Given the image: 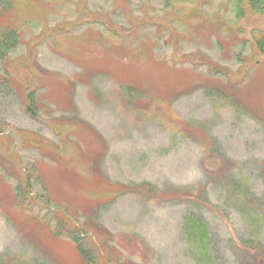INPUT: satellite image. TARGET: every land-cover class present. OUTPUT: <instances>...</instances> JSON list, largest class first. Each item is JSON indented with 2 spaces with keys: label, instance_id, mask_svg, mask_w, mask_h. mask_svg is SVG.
<instances>
[{
  "label": "rangeland",
  "instance_id": "obj_1",
  "mask_svg": "<svg viewBox=\"0 0 264 264\" xmlns=\"http://www.w3.org/2000/svg\"><path fill=\"white\" fill-rule=\"evenodd\" d=\"M170 3L13 0L8 17L20 27V42L0 68V77L7 71L13 82L0 85V264L80 263L65 233L58 230L54 255H45L18 228L19 222L31 223L34 214L42 220L66 214L76 225L97 219L108 238L82 239L98 248L102 243L105 257L113 259L109 264H264V114L237 102L243 98L255 103L247 94L254 86L241 80L257 61L264 77V52L251 34L264 32V15L252 13L247 0L240 18L234 4L225 0ZM124 34H129L128 53L121 54L113 46ZM145 38L160 64L145 50L137 51ZM216 39L231 44L219 48ZM77 57L123 62L141 77V84L149 82L158 91L125 99L116 75L89 72ZM198 57L226 69L230 77L222 86L239 84L233 98L220 99L218 91L197 86L172 88L186 77L175 62L205 72L207 65H199ZM79 74L84 79L73 89L70 110L52 93L51 84ZM20 91L34 93L37 116L25 112ZM71 115L78 116L84 129L69 120ZM185 123L192 127L187 130ZM38 142L63 145V162L56 166L47 156L52 151L40 150ZM94 151L101 157L99 174L116 185H92L93 170L86 161ZM39 161L49 194L31 172ZM27 177L28 193L39 205L23 219L26 212L16 206V189L18 180ZM145 182L152 192L145 187L131 191ZM188 216L207 225L211 263L187 241Z\"/></svg>",
  "mask_w": 264,
  "mask_h": 264
},
{
  "label": "trees",
  "instance_id": "obj_2",
  "mask_svg": "<svg viewBox=\"0 0 264 264\" xmlns=\"http://www.w3.org/2000/svg\"><path fill=\"white\" fill-rule=\"evenodd\" d=\"M170 1H171L170 5L176 2V0H170ZM225 1L234 4V12L238 18L243 16L244 0H225ZM247 5L252 13L264 15V0H247ZM11 9H13V0H0V68L3 64H5L4 62L6 59H8L9 54L15 50V48L19 45L20 42V27L17 23L11 22V19L8 17V12H10ZM3 18L5 20H3ZM178 24L180 25V27H185L186 25L182 21L179 22ZM86 30L89 29H85V31ZM191 30L192 32L194 31V29ZM106 31L109 32V29H107ZM251 34L257 49H259V51L263 53L264 32L253 30ZM79 36L75 38H78ZM172 36H170L169 39H172ZM128 37L129 34L126 35L124 34L120 36L118 39L119 44H115L113 46L114 48L116 47V50L117 48H119L121 50V54L124 53L125 51H126L125 53H128V45H129L128 44L129 41L127 40ZM219 38L221 39V37ZM83 39H85V37H82L81 41ZM220 39L218 40L216 39L219 48H221L224 45L225 47L223 49H226L227 46L231 44L226 41H221ZM158 42L159 39H157L156 43ZM147 43H148V38L140 40L139 44H137L138 45L137 51L142 52L145 50L146 56L150 57L153 61L160 64L161 61L152 58L153 56L150 53L152 42H150L149 45ZM137 45H135L134 47H136ZM76 53L79 54L80 51L78 53V51L76 50ZM185 58H187V60L189 59L187 56H185ZM77 60L79 61L80 65H84L83 67H85L89 72L92 73L96 72L97 74L110 73L116 75L117 80L120 83L119 88L120 90H122L125 99H130V98L133 99L136 97L137 99H141L144 97L140 95V93L142 92L146 94L148 92L147 95H151L153 92L158 91V89L155 86L152 87L151 85H149V82L147 84H141L140 83L141 77L136 75L133 72V70H131L130 66L123 62H119V61L109 62L106 59H101V58H96L94 60L91 59L89 61H86L82 58L77 57ZM200 60H202V62H200L199 65L202 64L207 65V67L205 68V72L203 73L196 72V69L194 67H196L197 65L184 67L183 62H175V65L178 64L181 67V70L179 72L186 74V77L184 79H181V81L178 83L174 82L172 88L179 89L180 84L182 85V87L184 85L187 87L197 86L208 92L218 91L217 95L220 97V99L225 98L226 95L233 98L236 95L235 88H237V86L239 87V84L238 83L233 84V82H227V85L222 86L226 80H229L230 77L226 69L218 67L217 65H213L204 58H201ZM189 61L192 62L191 59ZM236 61L243 62L245 60L241 59V57H237ZM114 67H118V70H115ZM259 67L261 66L260 63L257 61L255 63V67L253 71H251V73L249 71L246 72V74L243 76L241 80V84L244 81H246L250 86H254L255 91H249L247 94H249L250 98H253L255 100V103L249 102L247 99L244 100L243 98L239 99V101L237 102H239L244 109H248V110L250 109L255 113L263 112L264 114V100L262 99L264 96V77L259 76V69H258ZM3 73L4 74H1L0 77V85H4V86L13 85V82L10 81L11 77L8 75L7 71H4ZM189 74L191 75V77L189 76ZM82 76L83 74L76 75L72 80H69L66 83L61 84V82L54 81L51 84L52 93L54 94L56 92V96L58 95L59 98H62V100H60L61 105L70 107V110L71 108H73L71 94L76 84L78 82L83 81L84 78H82ZM187 82L189 83L186 85ZM65 84H67L68 87V88L66 87V89L64 87ZM68 92H69V96L66 97L65 93L67 94ZM52 93H50V95L53 98ZM19 94L21 95V97H23V105L25 112H27V114H29L32 117L37 116L39 110L38 109L39 102L37 103L38 105L37 106L35 104L36 99L34 93L30 91L24 94V91L23 92L20 91ZM177 94L178 93H176L175 95ZM67 118L68 117H65L64 119L68 121ZM69 120L71 121L74 120V123H76L79 126V129H84L83 124L80 123L77 115H71ZM183 125L186 127L187 130H189V127H192L189 126V123H185ZM86 128L87 129L85 130L87 132H89V130L91 129V128L89 129L88 126H86ZM12 134H13L12 131H10V135ZM15 135L17 136V134ZM19 136H22V134H20ZM86 142L87 143L85 144H88V142L90 141L87 139ZM38 144H40V142L36 144V147H40V148L42 147V148H46L48 151L49 150L52 151V152L49 151L50 154L47 153L46 154L48 157H50L49 159H51L56 166L60 165L63 162L62 156L60 154L61 152H59V150L63 148V145L59 146L58 144L55 145L54 144L38 145ZM42 148L40 150L43 151ZM100 158L101 157H99V159ZM99 159L96 151H94L92 157L88 161H86L87 163L90 164V170H93L92 173L94 176V181L92 185H95L96 187H99L101 189H107L110 188L111 186L116 185L115 182L110 183L105 176L99 174L100 169L97 166V162H99ZM34 166L35 167L31 169V172L36 174L38 183L41 182V184L43 185L42 190L45 193L49 194L47 191L46 182L42 181V179L45 180L44 176H42L41 174V171L45 169L44 166L42 165V162L39 161L35 163ZM29 180L30 179H28L27 177L24 179H19L17 182L16 194L18 200L16 206L19 208L21 212H26L25 214L22 213L23 219L27 216V214H30V216L33 215L32 206L39 205V200H37L36 197H32L31 194H29L30 193ZM132 187L133 188L131 191H133L134 193L138 191L141 192L144 189L143 187L147 188L149 192L151 191V188H153L150 184L146 182L143 183L141 186L135 184ZM20 189L25 190L26 193L22 194L20 192ZM62 212L65 214L64 210ZM44 220L40 219L36 214H34L33 217L30 218L31 223H28L27 221H22V223L21 222L17 223L18 224L17 226L21 231H23L26 235H28L38 245V247H40L41 252H43L45 255L46 254L54 255V252L56 251L55 240L60 235L58 233L59 230V232L65 233L68 236V238L72 241L75 247L77 258L79 259L80 262L78 264H109L110 262L113 261L110 255L108 257H105L103 250L104 246L102 243L101 246L98 248V246L92 240L83 241L82 239L85 235H91L102 239L108 238V234L100 226V223L97 221V219L92 220V222L90 223L84 222V225L74 224L71 218L66 214L65 217L63 218L60 216H55L54 219L46 220L47 222H44ZM184 221H185V232L188 235L186 238L189 245L197 246L201 248L200 252L204 257V262L206 261L208 263H211L212 261L210 258L212 257L213 244L207 230V225L201 218L193 217V216L185 217ZM43 223L46 225V227H44ZM86 239L88 238L86 237ZM208 250L210 251L211 256L209 255Z\"/></svg>",
  "mask_w": 264,
  "mask_h": 264
}]
</instances>
